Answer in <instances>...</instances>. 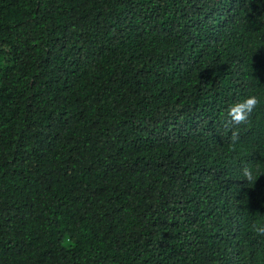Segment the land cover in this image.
I'll list each match as a JSON object with an SVG mask.
<instances>
[{"label": "trees", "instance_id": "16d2710c", "mask_svg": "<svg viewBox=\"0 0 264 264\" xmlns=\"http://www.w3.org/2000/svg\"><path fill=\"white\" fill-rule=\"evenodd\" d=\"M254 225L264 0H0V264H264Z\"/></svg>", "mask_w": 264, "mask_h": 264}, {"label": "clouds", "instance_id": "9594fccd", "mask_svg": "<svg viewBox=\"0 0 264 264\" xmlns=\"http://www.w3.org/2000/svg\"><path fill=\"white\" fill-rule=\"evenodd\" d=\"M258 104L259 99L254 95L249 96L240 102H237L228 110L230 119L227 124L235 128L236 126L247 123L251 113L254 111ZM231 139L233 143H235L239 139L238 131H232ZM243 174L248 181H253L255 178L253 175V171L248 167H245L243 169ZM253 227L257 235L264 236V225H254Z\"/></svg>", "mask_w": 264, "mask_h": 264}]
</instances>
